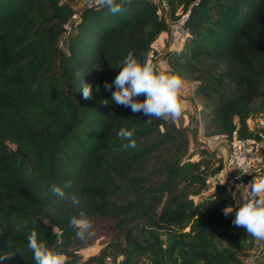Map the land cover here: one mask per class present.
Masks as SVG:
<instances>
[{"label": "trees", "instance_id": "1", "mask_svg": "<svg viewBox=\"0 0 264 264\" xmlns=\"http://www.w3.org/2000/svg\"><path fill=\"white\" fill-rule=\"evenodd\" d=\"M164 2L165 16L152 0H131L116 15L98 6L77 12L64 0H0L5 264H34L32 228L76 264H104L106 257L110 264L142 257L150 264H246L241 255L255 252L254 239L233 225L234 213L224 214L237 203L213 178L223 161L203 148L193 159L182 130L115 104V88L104 82L112 83L129 51L154 61L152 45L162 32L168 36V17L187 13L182 44L166 57L194 83L205 134L261 140L249 121L264 113V0ZM84 84L92 86L91 99L82 96ZM121 127L136 128L134 149L122 148ZM68 181L76 205L50 190ZM81 212L92 232L110 233L100 254L83 262L71 250L81 240L69 226Z\"/></svg>", "mask_w": 264, "mask_h": 264}, {"label": "clouds", "instance_id": "2", "mask_svg": "<svg viewBox=\"0 0 264 264\" xmlns=\"http://www.w3.org/2000/svg\"><path fill=\"white\" fill-rule=\"evenodd\" d=\"M131 0H95V4L107 7L113 15L125 11V5ZM112 101L117 105L130 107L133 113L143 112L146 116L175 122L183 114L186 103L185 77L174 72L164 62L145 59L141 61L133 51H129L122 60L119 72L109 84L104 82V88L111 90ZM99 90V86H97ZM92 86L84 84L82 96L85 100L92 98ZM143 95L141 101L137 97ZM107 104V101H104ZM150 122V121H149ZM118 137L127 143L122 148L127 150L136 147V128L121 127L117 133ZM247 174V173H246ZM71 188V181L66 182L63 187L55 184L50 190L61 200H71L72 204L79 203L74 194L66 190ZM225 215L234 213L233 225L244 229L257 243L264 241V175L253 176L251 182L244 185L239 192L238 202L235 208L226 207ZM69 226L76 229V237L85 241L92 233L93 223L81 212L79 216L69 218ZM27 248L32 253L34 264H70L68 255L57 250L55 245H50L46 240L39 237L35 228L30 230L27 236ZM11 257L10 253H0V264ZM248 264H256V258H249Z\"/></svg>", "mask_w": 264, "mask_h": 264}, {"label": "rangeland", "instance_id": "3", "mask_svg": "<svg viewBox=\"0 0 264 264\" xmlns=\"http://www.w3.org/2000/svg\"><path fill=\"white\" fill-rule=\"evenodd\" d=\"M65 1L74 4V8L76 9L77 12H80L85 7V5L79 1H75V0H65ZM165 10H167V6L165 8L160 7V14L165 16L166 15ZM163 37L160 38V45H158L156 49L152 48L153 50L152 59H154V61L157 62H160V59L165 58L167 56V53L170 51L169 36L166 35L164 38ZM165 64L173 70L170 60L168 58H167V63ZM185 81H186V86H185L186 103L184 105V111L182 116L177 121L172 122V124L178 129L182 130L184 134H186V136L188 137L189 148L192 151L193 159H197L201 156L199 149L203 148L204 150L206 149L212 152V154H214L216 158H220L223 161L225 152L227 150V148L224 145L219 147H206L202 145V143L198 140V132L201 131L205 134L204 129L206 128L208 119L204 117L202 118L201 101L200 98L196 96L194 93V83L187 78H185ZM197 109L199 110V112ZM249 125L254 129L261 130L260 133L262 139L259 140V142L261 143V147H262V158H261V162L259 163L260 168L258 169V171L254 172V174L261 173L262 175H264V113L258 115L253 120L249 121ZM215 165H216V161L213 160L212 167H214ZM221 172L216 176L214 177L212 176V177L217 180L223 181V175L221 176L222 174ZM212 177H210L209 179L211 180L210 181L211 187L213 185ZM229 191L233 195V197L236 198L237 193L235 189L229 188ZM109 239H110V233H108L105 229L98 228L93 230V232L90 234V236H88V238L85 241H80V243L76 244L73 248H71V250L74 251L75 253L74 256L75 259L83 262L86 261L90 256L100 254L101 250L106 244V241ZM257 249H258L257 251H259V249H264V241L258 243ZM254 253L241 255V259L246 264H248L249 257H251L252 254ZM256 259H258V257ZM110 263H111L110 257H106L104 264H110ZM70 264H76V263L70 262ZM137 264H150V263L146 260L145 257H142L137 261Z\"/></svg>", "mask_w": 264, "mask_h": 264}, {"label": "built area", "instance_id": "4", "mask_svg": "<svg viewBox=\"0 0 264 264\" xmlns=\"http://www.w3.org/2000/svg\"><path fill=\"white\" fill-rule=\"evenodd\" d=\"M75 1H79L85 6H97L95 0ZM152 1L160 3L163 8L167 6L164 0ZM186 17L187 13L180 14L174 20L168 17V22L170 23L168 32L170 50H177L182 44L183 37L186 33L184 28V20ZM160 61L167 63V57L160 59ZM198 140L206 147H219L224 145L227 148L223 159L221 176L223 175V182L227 185L228 189L233 188L239 194V192L243 191L244 185L252 181L253 176L258 177L262 175L261 173L254 174V172L258 171L262 158V147L259 140L255 138H241L235 131L230 135L222 133L207 135L200 131L198 132ZM262 253H264V249L256 250L249 258H257Z\"/></svg>", "mask_w": 264, "mask_h": 264}, {"label": "crops", "instance_id": "5", "mask_svg": "<svg viewBox=\"0 0 264 264\" xmlns=\"http://www.w3.org/2000/svg\"><path fill=\"white\" fill-rule=\"evenodd\" d=\"M64 2H66V3L69 4L71 7L74 8V4H72V3H68V2L65 1V0H64ZM74 9H75V8H74ZM81 9H82V7H81ZM75 10H76V9H75ZM166 35H167V34H166L165 32H162V33L158 36V38L154 41V43H153V45H152V48L156 49L157 46L160 45V38H162L163 36L165 37ZM164 37H163V38H164ZM259 168H260V167H259ZM238 196H239V194L237 193L236 198H234V200H235L236 203L238 202ZM257 248H258V243L256 242V240H254V248H253V251L258 250Z\"/></svg>", "mask_w": 264, "mask_h": 264}]
</instances>
